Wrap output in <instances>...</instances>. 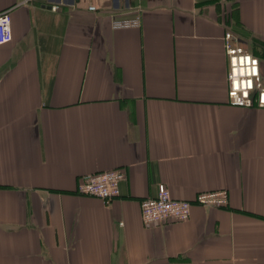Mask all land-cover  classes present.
I'll return each instance as SVG.
<instances>
[{
  "label": "crops",
  "instance_id": "1",
  "mask_svg": "<svg viewBox=\"0 0 264 264\" xmlns=\"http://www.w3.org/2000/svg\"><path fill=\"white\" fill-rule=\"evenodd\" d=\"M7 9L0 264H264V109L229 105L224 47L231 32L264 59V0H0ZM109 171L126 175L120 198L78 194L83 176ZM160 185L193 202L228 190L229 206L147 227L141 202Z\"/></svg>",
  "mask_w": 264,
  "mask_h": 264
},
{
  "label": "built area",
  "instance_id": "2",
  "mask_svg": "<svg viewBox=\"0 0 264 264\" xmlns=\"http://www.w3.org/2000/svg\"><path fill=\"white\" fill-rule=\"evenodd\" d=\"M58 11L59 7H52ZM96 6L90 7L95 12ZM12 9L0 12V46L13 41ZM141 18L120 17L112 23L114 30L138 28ZM225 51L228 61V103L237 108L264 109V59L247 51L237 43L234 35H225ZM126 180L122 171H109L83 176L78 184V194L110 202L121 196V183ZM229 191L200 193L196 200L183 201L173 198L165 185H160L155 198L141 202V218L145 226L151 227L165 222L183 223L190 220L195 205L206 208H227Z\"/></svg>",
  "mask_w": 264,
  "mask_h": 264
}]
</instances>
